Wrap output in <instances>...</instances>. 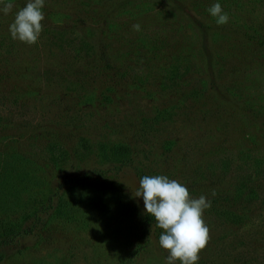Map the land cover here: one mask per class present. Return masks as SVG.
Wrapping results in <instances>:
<instances>
[{
	"label": "rangeland",
	"instance_id": "obj_1",
	"mask_svg": "<svg viewBox=\"0 0 264 264\" xmlns=\"http://www.w3.org/2000/svg\"><path fill=\"white\" fill-rule=\"evenodd\" d=\"M12 2L7 15L0 4V264H166L156 227L141 237L123 209L145 211L141 169L211 201L196 264H264V0H45L31 45L11 37L27 0ZM217 2L227 24L208 11ZM116 142L131 162L99 156Z\"/></svg>",
	"mask_w": 264,
	"mask_h": 264
},
{
	"label": "clouds",
	"instance_id": "obj_2",
	"mask_svg": "<svg viewBox=\"0 0 264 264\" xmlns=\"http://www.w3.org/2000/svg\"><path fill=\"white\" fill-rule=\"evenodd\" d=\"M44 3L45 0H27L16 12L9 25L13 39L29 45L38 41L45 19ZM0 4H3L5 15L14 7L12 0H0ZM208 11L218 25L228 23V13L220 3L213 4ZM132 27L135 31L141 28L138 23ZM134 196L143 198L146 213L154 218L157 227L163 229L159 244L169 252L166 264H175L177 260L180 264H196L200 252L211 239L210 228L204 220V211L211 207V201L204 195L193 198L184 184L165 175H144Z\"/></svg>",
	"mask_w": 264,
	"mask_h": 264
},
{
	"label": "trees",
	"instance_id": "obj_3",
	"mask_svg": "<svg viewBox=\"0 0 264 264\" xmlns=\"http://www.w3.org/2000/svg\"><path fill=\"white\" fill-rule=\"evenodd\" d=\"M161 118V114L156 115L154 117L155 120H158ZM132 149H130V146L123 143V142H116L113 144H100L99 145V156L108 159L113 162L118 163H128L132 161ZM144 175H160L159 172L156 171H147L144 169H141L138 171V176L141 179ZM83 177H77L76 179L82 180ZM75 181L74 179H71V181ZM77 180V181H78ZM68 183L69 180H66ZM79 182V181H78ZM67 205V202L64 200L62 203H60V206L63 207L62 214L65 211V206ZM124 211L127 213L129 218V224H133L134 228L141 234V237H145V234L148 232L149 228L156 227L158 234H162L163 229L156 226L155 220L153 217L148 215L146 211L142 212H136V206L132 205L130 202H127L125 205H123ZM61 214V215H62ZM228 215V214H227ZM230 216V215H229ZM140 249V248H139ZM1 258V256H0ZM132 256H126L123 257L122 264H133L132 262Z\"/></svg>",
	"mask_w": 264,
	"mask_h": 264
}]
</instances>
